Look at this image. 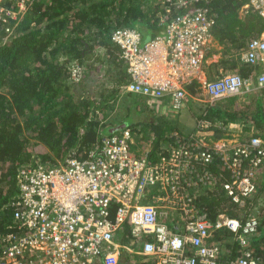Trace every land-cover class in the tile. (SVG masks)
Here are the masks:
<instances>
[{
  "label": "built area",
  "instance_id": "obj_1",
  "mask_svg": "<svg viewBox=\"0 0 264 264\" xmlns=\"http://www.w3.org/2000/svg\"><path fill=\"white\" fill-rule=\"evenodd\" d=\"M195 1L162 0L164 30L153 38L142 40L128 27L111 32L129 78L119 86L122 92L176 112L183 106L186 85L201 78L214 21L208 6L191 4ZM25 2L0 0L6 32ZM249 7L264 19V0H246L242 10ZM241 60L264 67V36L248 40ZM69 71L77 79L82 66L75 60ZM200 80L211 102L251 83L237 72ZM256 82L264 89V71ZM209 126L206 119L197 123L198 130ZM174 142L151 160L147 153L132 152L130 129L124 127L101 135L82 159L71 151L55 162L34 158L22 164L17 192L6 204L11 221L0 235V264H119L123 253L150 258L151 264H223L212 241L219 229L232 233L239 246L230 264H264L249 248L258 225L254 215L218 213L212 219L196 203V189L219 184L230 202L243 206L264 169V142L251 136L230 147L208 148L192 135ZM216 157L220 165L213 170ZM125 224L129 242L121 243Z\"/></svg>",
  "mask_w": 264,
  "mask_h": 264
},
{
  "label": "trees",
  "instance_id": "obj_2",
  "mask_svg": "<svg viewBox=\"0 0 264 264\" xmlns=\"http://www.w3.org/2000/svg\"><path fill=\"white\" fill-rule=\"evenodd\" d=\"M200 2L208 6L210 16L216 15L211 27L215 37H227L242 46L247 38L258 37L264 31V19L258 18L250 7L239 16L246 0ZM25 3L23 13L9 20L10 31L6 32L5 23L0 22V235L11 221L6 204L17 192L18 167L34 158L55 162L71 151L82 159L102 134H110L106 129L108 123H101L97 111L112 108L110 101L117 98L114 96L118 92L123 94L119 86L129 82L125 65L118 57L119 49L110 41L111 32L117 27H128L147 40L164 30L159 23L165 5L162 0H26ZM4 37L9 41L3 42ZM97 48L100 51L94 56ZM75 60L83 66L77 79L69 71L70 62ZM96 62L104 66L103 75L112 87L101 89L98 97L85 92L75 96L80 82L95 69ZM127 96L130 98V93L124 97ZM139 99L135 95L131 99L126 117L130 111L137 112ZM144 111L142 108L141 112ZM159 119L149 123L150 132L138 133L127 123L138 146L150 135L160 137L163 128L169 131L175 128L167 120L162 123ZM130 148L138 147L131 143ZM150 156L156 158L154 153ZM214 188L199 204L201 211H209L212 219L220 212L235 217L244 214L240 213L243 209L229 201L219 184ZM257 221L249 248L264 263V210ZM123 229L119 241L128 243V226L125 224ZM227 236L218 230L213 240L223 238L224 242H230L233 253L228 260H232L237 255V245L232 235L229 236L232 241ZM125 261L132 264L128 253Z\"/></svg>",
  "mask_w": 264,
  "mask_h": 264
},
{
  "label": "crops",
  "instance_id": "obj_3",
  "mask_svg": "<svg viewBox=\"0 0 264 264\" xmlns=\"http://www.w3.org/2000/svg\"><path fill=\"white\" fill-rule=\"evenodd\" d=\"M200 1L201 0L195 1L191 4L200 5ZM164 6L165 5H163L162 7ZM242 14L243 11L241 8V10L239 11V16ZM215 16L216 15L213 14V17ZM263 36L264 31H262L258 37L253 38H261ZM248 40L249 38H247L246 43L244 45L239 46V44L232 43L230 39H227V37H215L212 33L211 28L210 36L207 45L204 49V57L201 63L202 73L200 76L205 80H213L224 74L237 72L243 78H246L251 82L248 89H245L243 87L236 94L225 95L211 102L209 100L208 95L202 88L200 80L201 78L195 79L191 83L186 85L187 100L183 103V106L177 112L170 110L168 108V105H166V107H160L156 104L157 102L155 101L148 103L146 102L147 100L143 97L144 99H142L145 100L148 107L153 109L154 111L150 115V121L145 123L155 122L157 117H160L159 121H161L162 123H165V120H167V123L173 122L176 123V125H174L175 128L171 131L161 127L163 128V130L160 134V137L155 138L153 135H150V137L143 143H140L139 146L137 144L138 142H134V139L131 138L132 146L135 147L137 145L138 147L136 149L132 148V152L135 155H142L144 153H147V156L151 158V160H155L156 158L153 159L150 156L151 153H154L157 157L159 153L167 150L171 145L175 143L174 141L176 137H186L188 135H192L195 138L197 137L201 144L208 148H213L222 144H228L230 147L237 142H241L247 139L249 136H257L264 142V89L258 87L256 82L257 76L264 71V67L260 64L250 65L241 60V55L245 50ZM95 51L99 52L100 49L97 48ZM89 52L90 51L88 50V53ZM96 65L97 64H95V66ZM104 70V66H98L96 68L97 72L90 71L89 75L87 77H84L82 82H80L81 84L79 86L81 88L75 93V96L78 97L81 93L85 92L86 95H93L98 97V93L100 91L98 92L99 89L95 91V87L97 86V84H104L105 87L103 88H105L106 90L111 88L113 84H111L110 81H108L107 77L103 75ZM119 94L120 93L118 92V94L114 97H118ZM135 96L141 98V96L139 95ZM140 109L142 108H139L137 112L131 111L129 117L135 116L137 118V116H140L141 120V116L143 115H140L138 113L140 112ZM97 112L98 117L102 118V113L99 111ZM177 115L178 117L184 115V117L186 116L185 119L191 118V124L188 126L186 125V120H184L183 122L181 121V128L178 124ZM147 116L149 115L144 114V118H146ZM124 118H126V116H124ZM123 119L117 120V122H114L113 125L108 124L109 126H107L106 128L107 133H110V131H108V129L110 128H117L115 131H118L124 127H128L123 122ZM201 119H206L210 121V126L203 130H198L197 123ZM140 126L141 128L138 127L134 128L133 130H137L138 133H141L143 131L141 123ZM146 131L150 132L151 128H148V130L146 129ZM139 135L140 134H138V136ZM219 165V158L216 157L215 165L211 168L217 170ZM263 179L264 169H261L260 171H258L256 177V191L249 198L246 204L247 207L245 206L247 209H249L248 213H251L256 218L257 216L260 217V215H262V211L264 210V193L262 192L264 191V188H262ZM215 190L216 189L214 187L210 188L206 186H201L196 189V191H199L198 195L196 196V203L199 205L205 197L209 196L211 191ZM244 214L239 217H243ZM219 230H223L224 233L226 232V235H228L227 239L229 238V236L232 235V239L234 240V235L232 233L224 229ZM223 240L224 239L221 238L220 240L215 239L212 241L216 242L220 247V253L218 257L219 261L223 264H226L227 262L230 264L231 260L228 259L233 253V251L231 250L232 246L230 245L229 241V243H226ZM229 240H231V237L229 238ZM236 251L237 255L235 256V258L240 254L238 245ZM129 256L130 262L132 261L133 263H137L138 261L148 262L149 264L152 263L150 258H143L136 254H129ZM135 256L139 257V260H137ZM119 264H127V262H119Z\"/></svg>",
  "mask_w": 264,
  "mask_h": 264
},
{
  "label": "rangeland",
  "instance_id": "obj_4",
  "mask_svg": "<svg viewBox=\"0 0 264 264\" xmlns=\"http://www.w3.org/2000/svg\"><path fill=\"white\" fill-rule=\"evenodd\" d=\"M2 41L4 42V41H9V40H6L5 39V37L2 39ZM91 53V52H90ZM90 53H88V54H90ZM97 51H94V56H96L97 55ZM71 63V62H70ZM80 65H81V63H79ZM95 64H97V62L95 63ZM82 66V65H81ZM100 67L101 65H96L95 66V69L93 70H90V71H94V72H97L96 71V68L97 67ZM97 77V76H96ZM103 87H105L104 86V84H97V86L95 87V91H97L98 89V92L99 91H101V89H103ZM125 94L126 93H124L123 92V94H119V96L117 97V99H115L114 101L112 100V101H110V104H113V107L112 108H109V107H107V108H105L104 109V112L102 111L101 113H102V118L100 117V120H101V123H108V124H110V125H113V123L114 122H117V120H119V119H123L124 118V116H125V114H126V112H127V108L129 107V105H130V102H131V99L134 97V95L133 94H130V98L127 96V97H124L125 96ZM132 97V98H131ZM143 97H141V99H139L140 100V102H138V109L139 108H146V111H144L143 113L141 112V109H140V112H138L140 115H143V116H141L142 118H141V120H140V116H137V118L135 117V116H131V117H126V118H124L123 120V122L127 125V123H129L131 126H133V127H135V128H138V127H140L141 128V126L138 124H135L134 125V123H141L142 124V129L143 130H148V128H151L150 127V124L149 123H145V122H149L150 121V119H151V117H150V115H151V113H153L154 111H153V109H151V108H149L148 107V105H147V101L145 102V100H143L142 99ZM153 108V107H152ZM130 113H131V111H130ZM144 114H148L149 116H147L146 118H144ZM177 117H178V115H177ZM186 117V116H185ZM185 117H184V115L182 116H179L178 117V124L180 125V127H181V121L183 122L184 120H186V125H190L191 124V118H189V119H185ZM176 121V120H175ZM187 121H188V123H187ZM177 122V121H176ZM173 122H170V124H172ZM174 125H176V123H173V126ZM185 125V126H186ZM178 126V125H177ZM182 128V127H181ZM139 139H141V138H139ZM136 141V143H137V140H135L134 139V142ZM144 141H142V143H143ZM238 208H240V209H243L244 210V212L242 211V212H240V213H247L248 212V210L249 209H247L246 207H241V206H239ZM125 255L126 254H123L122 255V257L120 258V262L121 263H123L124 261H125ZM137 257V256H136ZM137 260H139V257H137L136 258Z\"/></svg>",
  "mask_w": 264,
  "mask_h": 264
},
{
  "label": "water",
  "instance_id": "obj_5",
  "mask_svg": "<svg viewBox=\"0 0 264 264\" xmlns=\"http://www.w3.org/2000/svg\"><path fill=\"white\" fill-rule=\"evenodd\" d=\"M117 128H110V129H108V131H110V133L111 132H113V131H115Z\"/></svg>",
  "mask_w": 264,
  "mask_h": 264
}]
</instances>
